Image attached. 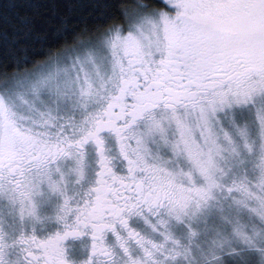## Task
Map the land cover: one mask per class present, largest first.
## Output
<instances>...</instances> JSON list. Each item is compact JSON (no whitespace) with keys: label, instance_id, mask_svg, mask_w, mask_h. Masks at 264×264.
<instances>
[{"label":"snow or ice","instance_id":"snow-or-ice-1","mask_svg":"<svg viewBox=\"0 0 264 264\" xmlns=\"http://www.w3.org/2000/svg\"><path fill=\"white\" fill-rule=\"evenodd\" d=\"M0 264H264V0H134L0 72Z\"/></svg>","mask_w":264,"mask_h":264},{"label":"trees","instance_id":"trees-1","mask_svg":"<svg viewBox=\"0 0 264 264\" xmlns=\"http://www.w3.org/2000/svg\"><path fill=\"white\" fill-rule=\"evenodd\" d=\"M133 6L134 0H0V72L37 69L119 23L120 10Z\"/></svg>","mask_w":264,"mask_h":264},{"label":"rangeland","instance_id":"rangeland-1","mask_svg":"<svg viewBox=\"0 0 264 264\" xmlns=\"http://www.w3.org/2000/svg\"><path fill=\"white\" fill-rule=\"evenodd\" d=\"M38 69V68H37ZM37 69H34V70H30V71H27V72H34V71H36Z\"/></svg>","mask_w":264,"mask_h":264}]
</instances>
